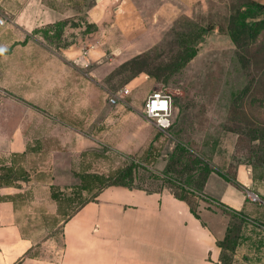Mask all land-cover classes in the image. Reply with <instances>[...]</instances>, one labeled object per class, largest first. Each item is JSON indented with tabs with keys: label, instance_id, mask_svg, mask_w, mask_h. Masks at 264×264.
I'll use <instances>...</instances> for the list:
<instances>
[{
	"label": "rangeland",
	"instance_id": "1",
	"mask_svg": "<svg viewBox=\"0 0 264 264\" xmlns=\"http://www.w3.org/2000/svg\"><path fill=\"white\" fill-rule=\"evenodd\" d=\"M75 30L59 24L35 33L31 51L17 36L0 35V143L6 144L0 165L23 168L29 177L48 174L51 191L66 197L80 186L74 174L119 171L115 177L130 186L124 188L168 192L195 213H213L225 235L224 264H264V4L207 0L123 58L109 55L99 70L94 62L92 83L80 80L79 66L56 80L48 76L54 68L46 63L64 49L85 39L89 48L99 38V26L93 36ZM156 91L173 101L167 131L142 112ZM21 135L26 151L8 152ZM56 159L63 166L54 169ZM237 164L248 167L260 196L252 218L203 193L211 172L233 180ZM29 181L16 187L27 193ZM82 195L94 201L98 191ZM71 207L63 197L55 219L67 221Z\"/></svg>",
	"mask_w": 264,
	"mask_h": 264
},
{
	"label": "crops",
	"instance_id": "2",
	"mask_svg": "<svg viewBox=\"0 0 264 264\" xmlns=\"http://www.w3.org/2000/svg\"><path fill=\"white\" fill-rule=\"evenodd\" d=\"M255 1L264 4V0ZM206 2L0 0V18L5 19L0 35L17 36L15 41H23V48L31 51L30 37L50 26L73 27L76 35L83 36H93V26H99V38L89 42V48L85 39L46 63L54 68L48 76L55 80L62 70L79 66L80 80L92 83L94 62L99 70L109 55L123 58L183 16L199 12ZM19 138L8 152L26 151V140L22 135ZM5 145L1 142L0 149ZM68 160L65 169L71 167ZM60 161H52L54 169L63 166ZM247 169L245 164H237L236 186L225 180L222 190L217 187L222 184L218 183L220 176L211 172L204 195L232 211L255 217V207L248 202L246 192L258 191ZM29 179L31 191L27 193L20 186L0 188V264H221L218 242L225 235L215 215L204 210L196 216L187 202L171 193L110 187L67 221H61L55 219L58 203L52 198L48 174L37 171Z\"/></svg>",
	"mask_w": 264,
	"mask_h": 264
},
{
	"label": "trees",
	"instance_id": "3",
	"mask_svg": "<svg viewBox=\"0 0 264 264\" xmlns=\"http://www.w3.org/2000/svg\"><path fill=\"white\" fill-rule=\"evenodd\" d=\"M118 172H112L108 175H99L96 173L74 174L76 176V178L79 180L80 186L74 188L75 192L73 193V196L72 197L71 196L66 197L62 194L52 192V198L55 202L58 203V207H59V204H61L63 197H65L67 202L70 204V206H72L69 212L75 213L84 204L90 202V201H86V199L82 195V192L91 193V192L97 190L98 194H99L105 188L110 187V186L128 187L129 188L130 186L120 183L122 178H123V175L120 177H115V174ZM216 173L220 177L224 178L226 181H228V182L232 183L234 186H236V183L234 180H229V179L225 178L219 172H216ZM28 178H29V175H28L27 171L23 168H17L14 165H11V166L0 165V188H2V187H16V185L18 184L19 181H28ZM52 190H53V187H52ZM174 197L177 198L176 196H174ZM177 199L183 200L181 198H177ZM193 213L197 216V213H195V212H193ZM68 217H69V215H68ZM223 240H225V239H223ZM218 245L220 248L222 247L220 245V241L218 242ZM221 250H222V248H221ZM223 259H224V257H223V255H221V260H220L221 264H224Z\"/></svg>",
	"mask_w": 264,
	"mask_h": 264
},
{
	"label": "built area",
	"instance_id": "4",
	"mask_svg": "<svg viewBox=\"0 0 264 264\" xmlns=\"http://www.w3.org/2000/svg\"><path fill=\"white\" fill-rule=\"evenodd\" d=\"M5 22L4 18H0V25ZM128 90H124L120 95L128 94ZM144 117L151 121L160 131H167L173 123V101L171 96L160 92L151 93L144 102ZM246 197L249 203L257 204L260 202V196L253 191H247Z\"/></svg>",
	"mask_w": 264,
	"mask_h": 264
}]
</instances>
